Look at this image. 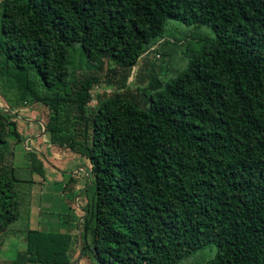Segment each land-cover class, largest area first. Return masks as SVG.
<instances>
[{"label": "trees", "instance_id": "1", "mask_svg": "<svg viewBox=\"0 0 264 264\" xmlns=\"http://www.w3.org/2000/svg\"><path fill=\"white\" fill-rule=\"evenodd\" d=\"M170 21L189 39L162 44L164 74L129 89ZM105 64L123 91L93 102ZM0 96V250L24 243L10 264H74L79 229L77 264H180L209 243L205 264H264V0H0ZM27 106L90 161L76 234L31 228L45 166L18 129Z\"/></svg>", "mask_w": 264, "mask_h": 264}, {"label": "crops", "instance_id": "2", "mask_svg": "<svg viewBox=\"0 0 264 264\" xmlns=\"http://www.w3.org/2000/svg\"><path fill=\"white\" fill-rule=\"evenodd\" d=\"M0 103V105H6L1 96ZM19 112L18 129L23 136L27 137L23 145L28 144L35 148L41 154L45 166V175L38 173L33 183L31 228L46 231L48 235L70 229L76 234L79 220L84 213L82 193L87 184V169L90 167V161L68 147L49 143L46 131L43 132V113L39 108L27 106ZM37 130L41 132L37 133ZM12 141L11 149L14 146V140ZM17 150V157L23 159L22 150ZM49 214L52 220L46 217ZM73 248L75 254L80 252L76 243L73 244ZM76 259L74 264L78 263ZM27 262L28 264H54L37 263L31 260ZM80 264H83V260Z\"/></svg>", "mask_w": 264, "mask_h": 264}, {"label": "rangeland", "instance_id": "3", "mask_svg": "<svg viewBox=\"0 0 264 264\" xmlns=\"http://www.w3.org/2000/svg\"><path fill=\"white\" fill-rule=\"evenodd\" d=\"M173 25H176L178 27V30L174 29ZM182 31H183V34H186L188 32L187 27L180 25L176 21L169 22L164 36L156 44H154L153 46L145 50L141 54V57L138 63L135 66H133V68L131 69L130 76L128 78L129 89L136 91L137 87L139 86L142 87L146 85L152 79V77H155L156 75L164 74L166 66L168 64L169 55L168 53H161L158 50V48L162 46V44H164L166 41L170 42V44L173 46H180L185 39H189V36L185 35L184 40L182 39V40L177 41L172 37L171 34L173 33L179 34V32H182ZM70 60L72 63V67L74 66L77 67L81 64L82 57L80 55L78 44H75L74 46L71 47ZM106 71L107 70H106V64H105L104 69L102 71V74H103L102 82L101 83L98 82L94 85V87H92V92L95 95V96L93 95L94 96L93 102L94 100L96 101L95 99L97 97L96 94L107 93L110 95L113 92H115V90L123 91V88H117L116 85L106 84V81H105L107 79V75L105 74ZM141 102L143 104L144 101L141 100ZM20 125H21V122H20ZM39 132L41 131H38L37 133ZM12 140L13 139H10V144L7 147L9 149L11 147V143L13 142ZM36 176H38V173H33L34 180ZM32 197H33V189H32ZM31 212H32V206H31ZM31 216H32V213H31ZM46 217L48 218V220L50 219L52 220L50 214L47 215ZM31 222H32V217L30 218V225H31ZM23 245L24 243H22L21 239H19L18 237L11 236L10 238H8L0 250V264H10L11 261H14V259L17 258L16 255L18 254V252L21 251L22 248L24 247ZM216 250H217L216 245L214 243H209L201 247L195 253L190 254L180 264H205L207 260L215 256ZM19 264H22V263H19ZM26 264H28L27 261H26ZM83 264H87V262L85 263L83 261Z\"/></svg>", "mask_w": 264, "mask_h": 264}, {"label": "water", "instance_id": "4", "mask_svg": "<svg viewBox=\"0 0 264 264\" xmlns=\"http://www.w3.org/2000/svg\"><path fill=\"white\" fill-rule=\"evenodd\" d=\"M43 127H44L43 128V132H45L46 131L45 126H43ZM79 225H80V223H79ZM79 239H80V252H79V255H78L77 259H76V262H78L81 259L82 250H83V240H82L81 230L80 229H79Z\"/></svg>", "mask_w": 264, "mask_h": 264}]
</instances>
